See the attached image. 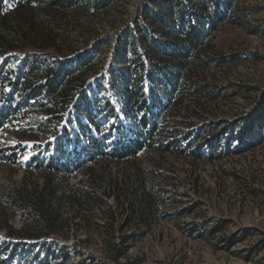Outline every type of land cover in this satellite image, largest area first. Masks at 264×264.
<instances>
[{"label": "trees", "instance_id": "trees-1", "mask_svg": "<svg viewBox=\"0 0 264 264\" xmlns=\"http://www.w3.org/2000/svg\"><path fill=\"white\" fill-rule=\"evenodd\" d=\"M149 2L153 7L140 12L147 21L140 36L129 40L126 32L116 44L107 74L106 89L111 93L100 104L115 118L107 123L99 120L102 108L94 107L92 84L84 76L95 61L94 52L58 57L40 44L56 46L49 33L41 38L38 51L20 54L37 45V38L29 34L38 16L75 8L97 11L106 2L90 7L87 0H0V142L4 141L0 164L13 171L27 167L41 173L40 181L22 179L1 200L0 228L6 238L0 240V264H20L17 255L24 247L37 250L24 259L27 264L68 259L66 247L52 238L65 223L61 210L65 204L79 210L90 199L103 200L112 192L120 193L124 208L130 210L126 223L134 221L138 228L123 241H140L165 205L164 190L157 191L148 177L158 156L214 159L264 143V93L245 115L223 122L216 133H211V125L195 128L176 114L190 96L212 91L210 84L196 82L194 76L200 69L225 63L223 57L205 55L203 47L209 31L235 9L232 0ZM94 85L101 90L103 82ZM180 125L191 129L178 135ZM81 138L85 140L79 145ZM28 151L26 166L23 158ZM115 165H131L133 174L124 173L120 179L109 175V167ZM80 173L82 180L71 184L69 177ZM104 179L109 187L98 193ZM16 216L27 223L25 228L9 224ZM117 251L124 253L119 247Z\"/></svg>", "mask_w": 264, "mask_h": 264}, {"label": "rangeland", "instance_id": "rangeland-1", "mask_svg": "<svg viewBox=\"0 0 264 264\" xmlns=\"http://www.w3.org/2000/svg\"><path fill=\"white\" fill-rule=\"evenodd\" d=\"M87 1L90 7L97 1L106 5L97 11L75 8L38 16L29 36L37 38L38 45L44 35L53 34L56 46L40 44L58 57L94 52L95 61L85 68L84 76L92 84L94 107L102 108L104 97L111 93L106 89L110 82L107 74L116 44L126 32L127 39L140 36L141 28L147 26L140 12L153 5L149 0ZM232 5L235 9L228 12L229 18L209 31L203 47L205 55L223 57L225 63L200 69L194 76L196 82L210 84L212 91L192 95L176 109L177 118L189 119L199 129L211 125V133L220 132L223 122L245 115L264 93V0H232ZM98 43L102 45L95 49ZM37 45L20 54L38 51ZM96 81L103 82L101 90L94 85ZM99 120L115 122L109 108H102ZM178 128V135L191 129L187 125ZM84 140L81 138L79 145ZM29 156L28 151L23 158L26 166ZM147 162L150 166L154 163ZM153 168L150 182L157 191L164 190L166 200L140 241H123L138 228L134 221L126 223L130 210L124 208L120 193L112 192L103 200L90 199L79 210L65 204L61 210L64 226L52 238L56 245L66 247L68 259L58 258L53 264H264V143L251 151L214 159L164 153ZM25 169L13 171L0 164V210L2 198L22 179L40 181V170ZM124 173L133 174L131 165L108 169L109 175L119 179ZM82 178V173L75 174L69 182ZM108 187L104 179L97 192ZM9 224L21 229L27 223L16 216ZM5 238L0 228V240ZM118 247L123 255H118ZM36 252L24 247L17 260L27 264L24 259H31Z\"/></svg>", "mask_w": 264, "mask_h": 264}]
</instances>
